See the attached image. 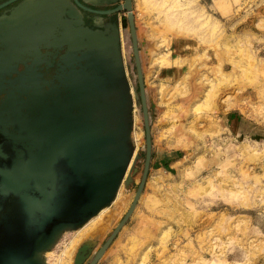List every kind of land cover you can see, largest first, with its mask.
<instances>
[{"label": "rangeland", "instance_id": "374dc122", "mask_svg": "<svg viewBox=\"0 0 264 264\" xmlns=\"http://www.w3.org/2000/svg\"><path fill=\"white\" fill-rule=\"evenodd\" d=\"M132 13L137 40L147 37L177 58L186 53L177 66L188 64L179 83L143 79L148 174L134 212L96 264H264V0H132ZM120 44L136 171L96 215L95 234L71 249L84 225L63 231L42 253L44 264L77 257L88 264L139 186L145 131L128 28ZM158 63L171 64L164 57ZM230 111L243 118L239 133L224 125Z\"/></svg>", "mask_w": 264, "mask_h": 264}, {"label": "water", "instance_id": "95a60500", "mask_svg": "<svg viewBox=\"0 0 264 264\" xmlns=\"http://www.w3.org/2000/svg\"><path fill=\"white\" fill-rule=\"evenodd\" d=\"M75 3L98 15L124 11L126 18L118 27L91 29L71 0H23L0 16V264H44L42 253L63 231L109 205L125 177L130 183L132 95L120 44L127 28L144 167L126 214L88 264L98 262L125 226L144 188L151 136L132 1L101 12Z\"/></svg>", "mask_w": 264, "mask_h": 264}, {"label": "crops", "instance_id": "0c3cea01", "mask_svg": "<svg viewBox=\"0 0 264 264\" xmlns=\"http://www.w3.org/2000/svg\"><path fill=\"white\" fill-rule=\"evenodd\" d=\"M138 41V48H139V54L141 57L142 51H144V57L140 58L141 65L142 66V76L143 79H149V80H157L164 83L171 84L174 81L176 83H179L181 79L185 78L186 75V67L188 63H184L182 66H177L180 61H185V57H187V54L184 53L178 58L173 56V52L171 50L163 51L162 48L158 46V44L154 43L152 40H148L146 37V40H137ZM193 55H195L193 53ZM167 56V57H165ZM166 58L171 62L170 65L166 66H160L158 63L162 58ZM175 61H177V64L175 65ZM163 85V84H162ZM164 86V85H163ZM224 125L227 129L230 131H236V133H239L242 128L244 127L243 118L241 115L234 113L233 111L227 112L224 115ZM179 131V126H178ZM153 136V132H152ZM179 134L177 135V137ZM167 142V141H166ZM177 143H179V137L177 139ZM177 149L171 150V152H176ZM171 152L167 155L166 158L171 156ZM164 159V158H163Z\"/></svg>", "mask_w": 264, "mask_h": 264}, {"label": "flooded vegetation", "instance_id": "af4514ba", "mask_svg": "<svg viewBox=\"0 0 264 264\" xmlns=\"http://www.w3.org/2000/svg\"><path fill=\"white\" fill-rule=\"evenodd\" d=\"M0 0V16L8 15L11 10L16 7L19 3H21L23 0ZM79 4L82 6L89 8L92 11H110L115 9L119 4H123L124 0H117L116 3H110L108 0H97L93 3H86L85 0H76ZM132 1V0H131ZM72 4H74L76 7H78L75 3V0H71ZM82 18L84 21V25L91 28V29H97V27L102 26L106 23H111L115 26H119L118 19L123 18L122 15L125 13L123 12H115L107 15H98L96 13H90L87 11H84L83 9L79 8ZM126 15V13H125ZM19 69H22L21 66H19ZM14 77V75H12ZM3 98V95L0 96V100ZM87 223V222H86Z\"/></svg>", "mask_w": 264, "mask_h": 264}, {"label": "bare ground", "instance_id": "6f19581e", "mask_svg": "<svg viewBox=\"0 0 264 264\" xmlns=\"http://www.w3.org/2000/svg\"><path fill=\"white\" fill-rule=\"evenodd\" d=\"M97 1V0H96ZM219 3V2H218ZM129 31V30H128ZM123 32H126V30H124ZM129 35H130V33H129ZM140 55V54H139ZM131 163H132V160H131V162H130V164H129V167H128V170H127V172H126V175H127V173H128V171H129V168H130V166H131ZM122 185V184H121ZM136 208V207H135ZM103 209V208H102ZM101 209V210H102ZM100 210V211H101ZM99 211V212H100ZM98 212V213H99ZM97 213V214H98ZM96 214V215H97ZM94 216V217H92V219H89L88 221H87V223H85V224H83L84 226H83V229L82 230H79V232L77 233V235L76 236H74L73 238H72V244H71V249L72 248H74V246L79 242V241H83L84 240V238H86V237H88L89 235L91 236L92 234L94 235L95 234V232L94 231H96V229L98 228V225L100 224V221L99 220H97V216ZM100 214H98V216H99ZM92 235V236H93ZM70 249H68V250H66V251H64L63 253H62V256H63V258L64 257H68L69 256V254H70ZM63 260V259H62ZM57 263V262H56ZM55 264V263H54Z\"/></svg>", "mask_w": 264, "mask_h": 264}]
</instances>
